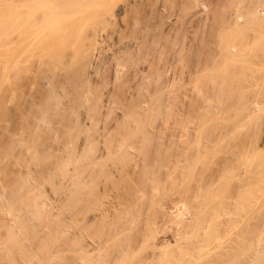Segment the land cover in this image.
<instances>
[{"label": "rangeland", "instance_id": "374dc122", "mask_svg": "<svg viewBox=\"0 0 264 264\" xmlns=\"http://www.w3.org/2000/svg\"><path fill=\"white\" fill-rule=\"evenodd\" d=\"M16 1L0 0V264L247 263L264 246V117L235 123L262 100L264 0H87L53 12L49 0ZM252 126L253 164L234 161L233 144L219 151ZM209 147L232 159L208 188L196 171L210 172ZM181 215L194 221L184 233L170 225ZM207 237L210 248L198 242Z\"/></svg>", "mask_w": 264, "mask_h": 264}, {"label": "bare ground", "instance_id": "6f19581e", "mask_svg": "<svg viewBox=\"0 0 264 264\" xmlns=\"http://www.w3.org/2000/svg\"><path fill=\"white\" fill-rule=\"evenodd\" d=\"M17 1H18V0H17ZM17 1H16V2H17ZM19 1H20V0H19ZM21 1H22V4H24L25 2L27 3L28 0H27V1H25V0H21ZM21 1H20V3H21ZM32 1H33V0H32ZM36 1H37V0H36ZM82 1H87V0H49V3H50V4H49V5H50L49 8H50V11L53 12V11L55 10L56 7H57V8H64L65 6H68V5H70V4L74 3V2H82ZM88 1H90V0H88ZM5 2H6V1H5ZM29 2H30V1H29ZM9 3H10V2H9ZM26 3H25V4H26ZM51 3H52V5H51ZM16 4H17V3H16ZM27 4H29V3H27ZM45 4H46V3H45ZM45 4H44V5H45ZM44 5H43V6H44ZM4 6H5V5H4ZM4 6H1V8H3ZM7 6H8V5H7ZM20 6H21V4H20ZM20 6H19V7H20ZM22 6H23V5H22ZM22 6H21V7H22ZM16 7L19 8L18 6H16ZM21 7H20V10L23 9V8H21ZM23 7H24V6H23ZM12 8H13V7H12ZM42 8H43V7H42ZM14 9H15V8H14ZM14 9H13V10H14ZM27 9L30 10L29 8H27ZM32 9H33V8H32ZM17 10H19V9H16V11H17ZM24 10H26V9H24ZM35 10H36V9H35ZM43 10H44V9H43ZM1 11H2V10H1ZM33 11H34V10H33ZM45 11H46V9H45ZM3 12H4V11H3ZM26 12H27V10H26ZM42 12H44V11H42ZM31 13H32V12H31ZM34 14H35V12H34ZM31 16H32V15H31ZM41 20H42V19H41ZM4 30H5V28H4ZM1 31H3V29H2ZM6 31H7V30H6ZM7 32H8V31H7ZM0 33H1V32H0ZM4 34H5V33H4ZM2 35H3V34H2ZM226 41H227V40H226ZM261 53H262V52H261ZM261 53H260V54H261ZM258 55H259V54H258ZM261 55H262V54H261ZM246 59H247V58H246ZM259 61H260V60H259ZM256 62H257V61H256ZM260 62H261V61H260ZM247 67H248V66H247ZM243 68H244V67H243ZM251 68H252V67H251ZM252 69H254V68H252ZM261 70H262V69H260V70L258 69L257 71L260 72ZM262 71H263V70H262ZM253 72H254V70H253ZM258 72H256V71L254 72V75L257 73V75H255V76L253 75V73H250V77H251V75H252V77H251V78H252V81H253V76H254V78H258V76L260 75V74H258ZM263 72H264V71H263ZM263 72H262V74H263ZM262 76H263V75H262ZM262 76H261V77H262ZM261 77H259V78H261ZM263 77H264V76H263ZM255 80H257V79H255ZM258 81H260V79H259ZM258 81H255V83H259ZM253 83H254V82H253ZM262 83H263V82H262ZM258 85H259V84H258ZM260 86H261V85H260ZM263 86H264V84H263ZM220 87H221V86H220ZM235 87H236V86H235ZM253 87H254V86H253ZM242 88H243V87H242ZM262 88H263V87H262ZM211 89H212V88H211ZM217 89H218V88H217ZM217 89H215V90H217ZM220 89H221V88H220ZM227 90H228V89H227ZM255 90H256V89H255ZM258 90H259V88H258ZM260 90H261V89H260ZM260 90H259V91H260ZM259 91H258V94H259ZM236 92H237V91H236ZM236 92H235V93H236ZM254 92H255V91H254ZM261 93H262V92H261ZM261 93L259 94V97H260ZM254 94H255V95L257 94V90H256L255 93H253V95H254ZM222 95H223V94H222ZM255 95H254V96H255ZM263 95H264V91H263ZM263 95H262V100H261V101H257V99H256L257 97L255 98V99H256L255 101H257V102L260 103L259 112H255V113H253V114H247V113H246V115H240V116H242L241 118H244V119H245V121H243L242 123H241V122L239 123L238 120H236L235 125H238V126L243 125V126H245V125H248L249 123H251V125L254 126L253 122H257V121H258V120H256L257 118H259V117L263 118V117H264V116H263V113H264V99H263L264 97H263ZM216 96H217V95H216ZM225 96L227 97V95H225ZM232 96H233V95H232ZM256 96H257V95H256ZM221 97H222V96H221ZM259 97H258V99H259ZM234 98H235V97H234ZM219 99H220V98H219ZM249 99H250V98H249ZM215 100H216V99H214V101H215ZM253 101H254V100H253ZM224 102H225V101H224ZM221 103H222V102H221ZM241 104H242V103H241ZM211 109H212V108H211ZM251 109H252V108H251ZM220 110H221V109H220ZM220 110H219V111H220ZM235 111H236V110H235ZM246 111H248V110H246ZM212 112H213V111H212ZM233 112H234V111H233ZM234 113H235V112H234ZM237 114H238V113H237ZM230 115H231V114H230ZM232 115H233V114H232ZM211 116H212V115H211ZM220 116H221V115H220ZM238 116H239V114H238ZM224 117H225V116H224ZM224 117L222 116V117H219V119H218V120H219V124H220V125H219V128H218L219 131H220V127H221V129H222V128L224 127L223 125H225V123H227V118L225 119ZM235 119H238V118H235ZM214 120H216V118H214ZM212 121H213V120H212ZM261 121H263V120H261ZM179 122H180V121H179ZM259 122H260V121H259ZM259 122H258V123H259ZM263 123H264V122H263ZM178 125H179V124H177V126H178ZM214 125H215V124H214ZM256 125H257V123H256ZM260 125H261V124H260ZM179 126H180V125H179ZM253 126H252V128L250 129V131H252V132L249 131L250 133H242L240 136L238 135V133H234L233 135H229V134L224 135V136L222 137V139H223L224 141L221 143V146L217 145L216 148L219 146V147H220V150H219V151L221 152L223 148L225 149V145H229V150H231V149H230V148H231L230 145L233 144V148H234L235 150H237V152H235L234 150L232 151V153H235L234 156H233V154H232V156L235 158L234 161L238 160L239 162H242V165H244V166L246 165V163H248V164L252 163V161H254V159L259 158V157H261V155H262V152L258 151L257 149H255L256 147H253V146L251 145L252 143H250L251 147H250L249 143H247V145H246V143H245L248 139L252 140L251 138H254L253 135H254V133H256V132H253V130H252V129H253ZM225 127H226V126H225ZM234 127H235V126H234ZM236 128H237V127H236ZM236 128H235L234 130H236ZM255 128H256V127H255ZM259 128H260V127H259ZM262 129H263V128H262ZM234 130H233V128H232V130H230V131H233V132H234ZM256 130H257V129H256ZM207 131H208V130H207ZM254 131H255V130H254ZM258 131H260V130H258ZM262 131H264V129H263ZM184 132H185V131H184ZM210 132H211V131H210ZM235 132H236V131H235ZM209 134H210V133H209ZM209 134H207V135H209ZM213 134H214V133H213ZM216 134H218V132H217ZM257 134H259V133H257ZM221 135H222V134H221ZM227 135L229 136V138H226ZM248 135H249L251 138H250ZM210 136H211V135H210ZM247 136L249 137L248 139H247ZM206 137H207V136H206ZM244 137L246 138V139H245V140H246L245 142L243 141ZM207 138H208V137H207ZM211 138H212V137H211ZM213 138H215V137H213ZM219 138H221V137H219ZM255 138H256V136H255ZM255 138H254V139H255ZM208 140H209V139H208ZM220 140H221V139H220ZM190 141H191V140H190ZM192 141H193V140H192ZM242 141H243L244 143H243ZM248 141H249V140H248ZM254 141H255V140H254ZM254 141H252L253 144H254ZM207 142H208V141H207ZM211 142H212V141H211ZM219 142H220V141H219ZM250 142H251V141H250ZM241 143L244 144L243 147L241 146L242 148L240 147V144H241ZM259 144H260V143H259ZM241 145H242V144H241ZM245 145H246V146H245ZM254 145H255V144H254ZM209 146H210V145H209ZM213 147H214V145H213ZM213 147H209V149H210V153H212L213 158H215L214 161L212 162L213 165L211 164V166H209L210 172L205 174L204 171H202V170L200 169V167H199V172L196 171V173L199 174L200 176H197V174H195V173L193 172V173L198 177L197 179H200V180H201V178L203 177L202 181H203L204 184H201V186H202V185H205V184H206L205 186H207V185H208V181L211 182L210 179H211L213 176H215V175H216V176H221L222 173L220 174V172H223L222 170H224V168H225V167H224V166H225V165H224V162H226V161H224V160H225L228 156L226 157V156L224 155V156L226 157V158H225L223 155L218 154V152H219V151H218L219 147H218L217 150H216L215 148H213ZM185 148H186V147H185ZM207 148H208V147H207ZM212 148H213V149H212ZM263 148H264V147H263ZM175 149H176V148H175ZM175 149H174V150H175ZM214 149H215V150H214ZM178 150H179V149H178ZM189 150H191V149H189ZM229 150H228V151H229ZM203 151H206V149L203 150ZM225 151H226V150H225ZM178 152H179V151H178ZM223 152H224V151H223ZM223 152H221V153H223ZM180 153H181V152H180ZM208 153H209V150L207 151V154H208ZM210 153H209V154H210ZM175 154H176V153H175ZM179 155H180V154H179ZM205 155H206V154H205ZM192 156H194V155H192ZM212 156H211V157H212ZM222 156H223L225 159H224ZM182 157H183V156H182ZM194 157H195V156H194ZM211 157H209V158H211ZM222 158H223L224 160H222ZM228 158H231V156L228 157ZM187 159H188V158H187ZM190 159H191V158H190ZM194 159H196V158H194ZM199 159H200V158H199ZM205 159H206V158H205ZM231 159H232V158H231ZM260 159H261V158H260ZM260 159H259V163H261V162L264 163V161H261ZM202 160H203V159H202ZM202 160H198V161H202ZM262 160H264V159L262 158ZM192 161H193V160H192ZM211 161H212V160H211ZM223 161H224V162H223ZM227 161H228V159H227ZM230 161H231V160H230ZM234 161H233V162H234ZM189 162H190V161H189ZM208 162H209V161H208ZM208 162H207V164H209ZM228 162H229V161H228ZM228 162H227V164H228ZM236 162H237V161H236ZM239 162H238V163H239ZM191 163H192V162H191ZM191 163H190V164H191ZM198 163H199V162H198ZM238 163H237V164H238ZM263 163H262V165H263ZM200 164H201V163H200ZM207 164H206V166H207ZM225 164H226V163H225ZM229 164L231 165V163H229ZM252 164H253V163H252ZM255 164H256V163H255ZM235 165H236V164H235ZM256 165H257V164H256ZM182 166H183V165H182ZM191 166H192V164H191ZM226 166H227V165H226ZM228 166H229V165H228ZM239 166H240V165H239ZM244 166H243V167H244ZM251 166H252V165H251ZM251 166H250V167H251ZM257 166H258V165H257ZM204 167H205V166H203V168H204ZM234 167H235V166H234V163H233V168H234ZM255 167H256V166H255ZM228 168H229V167H228ZM240 168H242V167H238L237 169H239V171H241V173H242V169H243V168H242V169H240ZM183 169H185V171H186V168L183 167ZM183 169H182V170H183ZM189 169H190V171H191V168H189ZM197 169H198V168H197ZM209 169L207 168L206 170H209ZM206 170H205V171H206ZM253 170H254V169H253ZM190 171L188 170L189 173H190ZM245 171H246V170H245ZM247 171H248V170H247ZM259 171H260V170H259ZM259 171L257 170V173H258ZM237 172H238V171H237ZM237 172H236V173H237ZM260 172L262 173L263 170L260 171ZM260 172H259V174H261ZM178 173H179V172H178ZM186 173H187V171H186ZM186 173H185V174H186ZM189 173H188V174H189ZM236 173H234V174H236ZM239 173H240V172H239ZM181 174H182V173H181ZM188 174H187V175H183V176H184V177H185V176H188ZM203 174H205V175H203ZM226 174H227V177H228V174L230 175L231 173H226ZM234 174H233V175H234ZM195 175H194V176H195ZM238 175H239V174H238ZM247 175H248V174H247ZM183 176H182V177H183ZM234 176H235V175H234ZM234 176H233V177H234ZM184 177H183V178H184ZM231 177H232V176H231ZM258 177H260V179L262 178L261 176H258ZM175 178H178V176L175 177ZM179 178H181V177H179ZM179 178H178V180L180 181ZM247 178H249V177L247 176ZM181 179H182V178H181ZM197 179H196V181H198ZM214 179H215V178H214ZM214 179H213V180H214ZM245 179H246V178H245ZM254 179H255V178H254ZM254 179H253V180H254ZM258 179H259V178H258ZM260 179H259V180H260ZM262 179H263V178H262ZM213 180H212V181H213ZM251 180H252V179H251ZM145 181H146V180H145ZM174 181L178 182L177 180H174ZM174 181H173V182H174ZM170 182H171V181H170ZM176 182H175V183H176ZM206 182H207V183H206ZM224 182H225V181H224ZM242 182H244V181L242 180ZM249 182H250V181H249ZM260 182H261V181H260ZM262 182H263V180H262ZM140 183H141V182H140ZM142 183H143L142 185H144V186L146 185V183H144V181H142ZM178 183H179V182H178ZM178 183L176 184L175 188L178 187V186H177V185H179ZM233 183H234V182H233ZM148 184H149V182H148ZM172 184H173V183L171 182V184H169V185H171V186L173 187L174 184H173V185H172ZM222 184H223V183H222ZM227 184H228V181H227ZM234 184H235V183H234ZM236 184H237V183H236ZM243 184H244V183H243ZM142 185H141V188H142V189H140V185L138 186V188L140 189V192L144 190V186H142ZM199 185H200V183H199ZM209 185H210V184H209ZM225 185H226V184H225ZM229 185H231V183H230ZM239 185H240V184H239ZM249 185H250V184H249ZM149 186H150V184H149ZM149 186H148V187H149ZM182 186H183V185H182ZM184 186H185V185H184ZM201 186H200V187H201ZM216 186H217V184H216ZM233 186H235V185H233ZM236 186H238V185H236ZM242 186H243V185H242ZM259 186H260V185H259ZM261 186H262V185H261ZM150 187H151V186H150ZM153 187H154V186H153ZM193 187H194V186H193ZM203 187H204V186H203ZM207 187L209 188V186H207ZM207 187H204L203 190H204V189L206 190ZM210 187H211V186H210ZM229 187H230V186H229ZM240 187H241V186H239V188H240ZM253 187L255 188V186H252V188H253ZM156 188H157V187H156ZM170 188H171V187H170ZM183 188H184V187H183ZM187 188H188V187H187ZM187 188H186V189L184 188L183 190L185 191V190H187ZM194 188H195V187H194ZM201 188H202V187H201ZM235 188H236V187H234L233 190H234ZM239 188H238V189H239ZM254 188H253V189H254ZM261 188H262V187H261ZM148 189H149V188H148ZM148 189L146 188L145 190H148ZM150 189H151V188H150ZM152 189H153V188H152ZM154 189H155V188H154ZM171 189H172V188H171ZM216 189H217V188H216ZM216 189H215V190H216ZM223 189H224V187H223ZM223 189H221V190L223 191ZM225 189H226V188H225ZM259 189H260V188H259ZM262 189H263V188H262ZM156 190H157V189H156ZM156 190H155V191H156ZM178 190H180V188H179ZM183 190L181 189L180 191H183ZM203 190L200 191V193L202 192V194H203L202 197H200V198H203V196H204ZM205 190H204V192H205ZM215 190H214V192H215ZM230 190H231L230 192L234 194V192H232L233 190H232L231 188H230ZM244 190H248V188H246V189H244ZM155 191L153 190V192H155ZM172 191H174V187H173V190H172ZM190 191H191V190H190ZM226 191H228V190H226ZM226 191H225V192H226ZM252 191H254V190H252ZM260 191H261V190H259V192H260ZM147 192L150 193L151 191H150V192L147 191ZM147 192H145V194H146V195H149V194H147ZM153 192H152V193H153ZM219 192H220V191H219ZM236 192H237V191H236ZM236 192H235V193H236ZM263 192H264V191H263ZM180 193H181V192H180ZM196 193H197V191H196ZM222 193H223V192H222ZM231 193H230V194H231ZM254 193L257 194L255 191H254ZM178 194H179V193H178ZM190 194H191V193H190ZM216 194H217V192H216ZM255 194H252V195H255ZM262 194H263V193H262ZM183 195H184V192H183ZM193 195H194V194H192L191 197H190V195H189V198H190V199H191V198H194ZM200 195H201V194H200ZM212 195H213V192H212ZM219 195H221V193H219ZM223 195H224V197L226 196L224 193H223ZM257 195L259 196V194H257ZM179 196H180V195H179ZM233 196H234V195H233ZM244 196H246V193H244ZM260 196H261V195H260ZM146 197H147V196H146ZM182 197H184V196H182ZM195 197H197V195H196ZM212 197H213V196H212ZM212 197H211V198H212ZM217 197L219 198V196H217ZM222 197H223V196H222ZM227 197L230 198L231 195H229V196H227ZM242 197H243V196H242ZM246 197H247V196H246ZM246 197H243V198L246 199ZM262 197H263V195H262ZM186 198H188V197H186ZM209 198H210V197H209ZM215 198H216V197H215ZM232 198H233V197H232ZM248 198H249V197H248ZM248 198H247V201H248ZM251 198H252V197H251ZM258 198H259V197H258ZM258 198H256V196H255L254 199H257V200H258ZM144 199H145V198H144ZM144 199H143V200H144ZM203 199H206V198H203ZM207 199H208V197H207ZM245 199H243V200H245ZM254 199H253V200H254ZM145 200H146V199H145ZM193 200H194V199H193ZM208 200H209V199H208ZM210 200H212V199H210ZM213 200H215V199H213ZM213 200H212V201H213ZM219 200H220V199H219ZM219 200H218V201H219ZM235 200H236V199H235ZM257 200H255V201H257ZM263 200H264V199H262V201H263ZM181 201H182V200H181ZM190 201H191V200H190ZM199 201H201V199H200ZM199 201H198V203H199ZM239 201H240V200H238V202H239ZM247 201H246V202H247ZM179 202H180V201H179ZM206 202H207V201H206ZM215 202H216V201H215ZM225 202H229V204H230V201H225ZM257 202H258V201H257ZM259 202H260V201H259ZM143 203H145V202H143ZM185 203H186V202H185ZM189 203H190V202H189ZM193 203H196V202L194 201ZM198 203H197V205H198ZM231 203H232V202H231ZM260 203H261V202H260ZM263 203H264V202H263ZM183 204H184V203H183ZM227 204H228V203H227ZM229 204H228V205H229ZM191 205H192V204H191ZM191 205L189 204L188 207L191 206ZM197 205H196V204H195V205H192V207H193V206H197ZM217 205H218V204H217ZM228 205L225 204L226 207H228ZM233 205H234V204H233ZM233 205L231 204V206H233ZM243 205H244V204H243ZM243 205H242V206H243ZM184 206H185V205H184ZM184 206H183V207H184ZM208 206H210V205H209L208 202H207V206H203V205H202V208L205 209V207L207 208ZM223 206H224V205H223ZM225 206H224V207H225ZM235 206H236V202H235ZM235 206H234V207H235ZM253 206H254V205H253ZM255 206H256V204H255ZM259 206H260V205H259ZM259 206H258V207H259ZM215 207H216V206H215ZM234 207H232V208H234ZM237 207H238V206H237ZM244 207L246 208V206H244ZM190 208H191V207H190ZM195 208H196V207H195ZM238 208H240V206H239ZM251 208H254V207H251ZM251 208H250V209H251ZM179 209H180V208H179ZM225 209H226V208H225ZM263 209H264V208H263ZM154 210H155V209H154ZM176 210H177V209H176ZM228 210H229V208H228ZM231 210H232V209H231ZM231 210H229V212H226V214H227V213L230 214V211H231ZM240 210H241V212H242V208H241ZM240 210H239V214H242V213L240 212ZM246 210H247V209H246ZM252 210H253V209H252ZM126 211H127V210H126ZM194 211H195V210H194ZM194 211H193V213H194ZM222 211H223V210H222ZM233 211H234V210H233ZM236 211H237V209H236ZM236 211H235V212H236ZM250 211H251V210H250ZM143 212H144V211H143ZM152 212H153V211H152ZM178 212H179V210H178ZM187 212H189V210H188ZM201 212H203V209L201 210ZM128 213H129V212H128ZM144 213H145V212H144ZM155 213H156V212H155ZM184 213H185V212H184ZM191 213H192V212H191ZM220 213H223V212L220 211ZM232 213L234 214V212H232ZM243 213H244V212H243ZM141 214H142V212H141ZM152 214H153V213H152ZM152 214H151V217H150V218L153 217ZM177 214H179V213H177ZM185 214H186V213H185ZM196 214H198L197 211H195V217L197 216ZM214 214H215V213H214ZM214 214L210 213L209 216L206 217V219H208V217H209V219H210V217H211L210 215H213V217H214L213 219L216 220L215 217H217V216H215ZM224 214H225V213H224ZM237 214H238V213H237ZM248 214H249V213H248ZM254 214H255V213H254ZM261 214L263 215V213H261ZM128 215H129V214H128ZM130 215H131V214H130ZM134 215H136V214L134 213ZM137 215H138V214H137ZM205 215H206V213H205ZM207 215H208V214H207ZM221 215L224 217L223 214H221ZM244 215L246 216V214H244ZM176 216H177V215H176ZM179 216H180V214H179ZM182 216H183V215H181L180 220L182 219ZM245 216H244V218H245ZM177 217H178V216H177ZM198 217H199V216H198ZM198 217H197V218H198ZM242 217H243V215H242ZM254 217H255V216H254ZM138 218H139V217H138ZM138 218H136V219L138 220ZM200 218H201V217H200ZM233 218H234V217H233ZM236 218H237V217H236ZM250 218H251V217H250ZM250 218H249V220H250ZM259 218H260V217H259ZM259 218H258V220H259ZM153 219H154V218H153ZM209 219H208V220H209ZM222 219H224V218H222ZM240 219H241V218H240ZM251 219H252V218H251ZM254 219H255V218H254ZM137 220H136V221H137ZM192 220H193V217H192ZM210 220H211V219H210ZM217 220H219V219H217ZM217 220L214 221V226H217ZM241 220L243 221L244 219H241ZM241 220H240V221H241ZM252 220H253V219H252ZM104 221H105V220H104ZM177 221H178V220H177ZM198 221H199V220H198ZM219 221H220V220H219ZM224 221L226 222V218L224 219ZM263 221H264V218H263ZM151 222H152V221H151ZM171 222H174V220H173V221L171 220ZM175 222H176V220H175ZM207 222H208V221H207ZM209 222H210V221H209ZM212 222H213V221H212ZM221 222H222V221H221ZM229 222H230V221H228L227 223H229ZM231 222H232V220H231ZM233 222H234V221H233ZM261 222H262V219H261ZM133 223H134V222H133ZM181 223H183V225H182ZM185 223H186V222H185ZM190 223H191V224H190ZM190 223H188V225H187V223L185 224V225H186V229H187V226H189V224H190V225H194V221H193V222L190 221ZM218 223H220V222H218ZM227 223H225V224H227ZM239 223H240V222H239ZM239 223H238V224H239ZM241 223H242V222H241ZM178 224H180V225L182 226V228H181ZM250 224H251V223H250ZM257 224H258V223H257ZM65 225H66V224H65ZM170 225H172V227H173L174 225H175V227H176V226H179L180 229H179V227H177V229H179V230L183 229V233H184V231H185L184 220H183V221L181 220V222H176V223H174V224H170ZM200 225H201V224H200ZM202 225H203V224H202ZM204 225H205V223H204ZM210 225H211V224H210ZM231 225H232V224H231ZM243 225H244V222H243ZM246 225H247V224H246ZM235 226H236V225H235ZM235 226H234V227H235ZM237 226H238V225H237ZM241 226H242V225H241ZM244 226H245V225H244ZM255 226H256V225H255ZM261 226H262V224H261ZM261 226H258L257 229H260L259 227H261ZM190 227H191V229H192L193 226H190ZM190 227H189V230H190ZM200 227H201V226H200ZM203 227H206V226H203ZM203 227H202V228H203ZM232 227H233V226H232ZM245 227L247 228V226H245ZM256 227H257V226H256ZM262 227H263V226H262ZM150 228H151V226H150ZM166 228H168V227H166ZM170 228H171V227H170ZM214 228H215V227H214ZM236 228H237V227H236ZM243 228H244V227H242L241 229H243ZM250 228H251V227H250ZM154 229H155V228H153V229L151 228L152 231H153ZM173 229H174V228H172V230H173ZM195 229H196V228H195ZM203 229H204V228H203ZM252 229H253V228H252ZM160 230H162V229H160ZM168 230H169V228H168ZM179 230H178V231H179ZM222 230H223V229H222ZM225 230H226V229H225ZM228 230H229V229H228ZM233 230H234V228L232 229V231H233ZM238 230H239V228H238ZM245 230H246V229H245ZM154 231H156V229H155ZM158 231H159V230H158ZM178 231H177V232H178ZM203 231H204V232L207 231V232H205L206 234L203 233L202 231L200 232L201 234H204L203 237H206V236H207V233H208V230H206V228H205V230H203ZM239 231H240V232H241V231L243 232L244 229H243V230H239ZM254 231H255V230H253V232H254ZM64 232H65V231H64ZM173 232H174V231H173ZM212 232H213V231H212ZM228 232H231V231H228ZM240 232H239V233H240ZM244 232H245V231H244ZM248 232H249V231H248ZM253 232L251 231V234H252ZM256 232H257V230H256ZM261 232H263L262 229H261ZM138 233H139V232H138ZM142 233H144V232L141 231V233H139V234L141 235ZM152 233H153V232H152ZM186 233H187V232H186ZM193 233H194V232H193ZM193 233L191 232V230L189 231V234H192V235H191L192 237H193ZM65 234H66V233H65ZM67 234H68V233H67ZM147 234H148V233H145L144 236L147 235ZM153 234H154V235H155V234L157 235L156 232H154ZM158 234H159V232H158ZM187 234H188V233H187ZM194 234H195V233H194ZM201 234H199V235L202 236ZM208 234H209V233H208ZM217 234H218V233H217ZM223 234H224V233H223ZM241 234H242V233H241ZM255 234H256V233H255ZM255 234H252V235L254 236ZM260 234H261V235H260ZM183 235H184V234H183ZM205 235H206V236H205ZM214 235H216V234H214ZM246 235H247V234H243V236H245V237H244L245 240H246L247 237H248V238H249V237L252 238V236L250 235V233H248V235H250V236H246ZM262 235H263L262 233H259V236H262ZM138 236H139V235H138ZM179 236H180V235H179ZM189 236H190V235H189ZM209 236H211V235L209 234ZM219 236H221V235H218V236L216 235V236H214V237L217 238V239H216L217 241H219V240H218V239L220 238ZM237 236H239V235H237ZM255 236H256V235H255ZM255 236H254L253 238H255ZM259 236H258V237H259ZM135 237H136V236H135ZM135 237H134V238H135ZM139 237H140V236H139ZM141 237H143V236H141ZM145 237L148 238V236H145ZM145 237H144V238H145ZM197 237H198V236H197ZM211 237H213V236H211ZM83 238H84V237H83ZM134 238H133V239H134ZM146 238H145V239H146ZM156 238H157V236H156ZM186 238H187V237H186ZM233 238H234V237H233ZM248 238H247V239H248ZM251 238H250V239H251ZM256 238H257V237H256ZM145 239H144V240H145ZM151 239H155V236H154V238H151ZM221 239H222V238H221ZM223 239H224V237H223ZM234 239H235V238H234ZM242 239H243V238H242ZM242 239H241V240H242ZM244 239H243L242 241L239 240V242H241L242 245H243V243L245 242ZM257 239H258V238H257ZM257 239H252V240H253V242H254V240H257ZM259 239H260V238H259ZM78 240H80V239H78ZM134 240H136V239H134ZM137 240H138V239H137ZM146 240H148V239H146ZM194 240H195V239H194ZM194 240H193V241L190 240V242H188L189 245H186V244H188V243H186V244H185V245H186L185 247L188 248V247L191 245V246L189 247V250H190L191 247L193 246L191 243L195 242ZM213 240H214V242L216 241L214 238H213V239H210V237H207V238H204V239H201V240L199 239L198 242H201V243L204 242V243H202V244H204V245H206V247H208V246L213 242ZM236 240H237V239H236ZM261 240H262V239H261ZM82 241H83V240H82ZM82 241H81V242H82ZM151 241H152V240H151ZM154 241H155V240H154ZM156 241H157V240H156ZM191 241H192V242H191ZM221 241H222V240H221ZM243 241H244V242H243ZM250 241H251V240H250ZM138 242H139V241H138ZM142 242H143V241H142ZM182 242H183V243H182ZM182 242H181V243L184 244L185 241H182ZM196 242H197V241H196ZM198 242H197V243H198ZM205 242H206V243H205ZM239 242H238V243H239ZM246 242H247V240H246ZM253 242L251 241L252 244H254ZM131 243H133V242H131ZM159 243H160V242H159ZM162 243H163V242H162ZM181 243H180V244H181ZM236 243H237V241H236ZM236 243H235V244H236ZM238 243H237V245H238ZM247 243H248V242H247ZM257 243H258V241H257ZM257 243H256V245H255V248L253 247L255 250L257 249ZM134 244H135V243H134ZM212 244H213V243H212ZM249 244H250V243H249ZM252 244H251V245H252ZM197 245H198V244H197ZM204 245H203V246H204ZM231 245H234V244H231ZM242 245H241V247H242L243 249H245V248H246L245 246H247L248 244L243 245L245 248H244ZM195 246H196V245H195ZM248 246H249V245H248ZM248 246H247V247H248ZM253 246H254V245H253ZM180 247H181V246H180ZM185 247H184V248H185ZM231 247H232V246H231ZM231 247H228V248H231ZM239 247H240V243H239ZM239 247H236V249L239 248ZM195 248H196V247H195ZM202 248H205V247H202ZM202 248H201V249H202ZM208 248H210V246H209ZM250 248H251V247H250ZM79 249H80V248H79ZM234 249H235V246H234ZM239 249H240V248H239ZM239 249H238V250H239ZM192 250L194 251L193 248H192ZM204 250H205V249H204ZM231 250H232V249H231ZM247 250H248V253L251 251V249H249V248H248ZM249 250H250V251H249ZM255 250H254V251H255ZM86 251H87V250H86ZM184 251H185V250H184ZM254 251H253V252H254ZM99 252H100V251H99ZM181 252H182V251H181ZM188 252H189V251H188ZM194 252H196V251H194ZM219 252H220V251H219ZM229 252H230V250H229ZM233 252H234V251H233ZM238 252H239V251H238ZM123 253H124V252H123ZM162 253H163V252H162ZM164 253H165V252H164ZM164 253H163V254H164ZM178 253H179V252H178ZM168 254H169L168 256H173L175 253L171 255V254L168 252ZM176 254H177V252H176ZM198 254H199V252H198ZM207 254H208V253H207ZM221 254H222V253H221ZM230 254H231V252H230ZM246 254H247V253H246ZM252 254H253V256L250 258L251 260L248 258L249 261H248L247 263H245V264H264V246H263L262 248L258 249L257 252L255 251V253H252ZM98 255H99V254H98ZM180 255H181V254H180ZM196 255H197V254H196ZM199 256L201 257L200 254H199ZM202 256H203V255H202ZM216 256H217V255H216ZM226 256H227V255H226ZM237 256H238V255H237ZM246 256H247V255H246ZM248 256L250 257V255H248ZM248 256H247V257H248ZM153 257H156V256H153ZM161 257H162V256H161ZM174 257H176V256H174ZM177 257H178V256H177ZM177 257L174 258V260H175V259H178V258H180L179 260H182V258H184L183 256H182V257L179 256L178 258H177ZM229 257H230V256H229ZM239 257H240V256H239ZM157 258H158V257H157ZM167 258H168V257H167ZM197 258H198V257H197ZM227 258H228V257H227ZM233 258H234V257H233ZM98 259H99V258H98ZM171 259H172V258H170V260H171ZM185 259H186V258H185ZM228 259H229V258H228ZM231 259H232V255H231ZM235 259H237V258L235 257ZM246 259H247V258H246ZM248 259H247V260H248ZM167 260H168V259H167ZM183 260H184V259H183ZM183 260H182V262H183ZM223 260H224V262H222V263H221V260H220V264L226 263L225 261H226L227 259L225 258V259H223ZM93 261H94V260H93ZM104 261H105V260H104ZM172 261H173V260H171V262H172ZM176 261H177V260H176ZM184 261H185V260H184ZM186 261H187V260H186ZM216 261H218V260H216ZM229 261H230V260H229ZM173 262H174V261H173ZM234 262H235V260H234ZM61 263H62V262H61ZM141 263H142V262H141ZM146 263H147V262H146ZM152 263H153V262H152ZM177 263H178V262H177ZM227 263H228V260H227ZM54 264H55V263H54ZM92 264H93V263H92ZM159 264H160V263H159ZM218 264H219V263H218ZM231 264H233V263H231ZM235 264H236V263H235Z\"/></svg>", "mask_w": 264, "mask_h": 264}]
</instances>
